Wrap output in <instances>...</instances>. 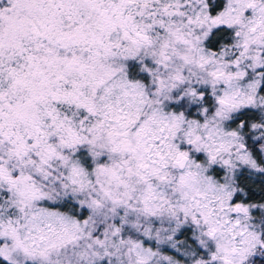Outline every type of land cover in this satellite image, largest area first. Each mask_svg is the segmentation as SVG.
Returning a JSON list of instances; mask_svg holds the SVG:
<instances>
[{"label":"clouds","instance_id":"1","mask_svg":"<svg viewBox=\"0 0 264 264\" xmlns=\"http://www.w3.org/2000/svg\"><path fill=\"white\" fill-rule=\"evenodd\" d=\"M0 264H264V0H0Z\"/></svg>","mask_w":264,"mask_h":264},{"label":"trees","instance_id":"2","mask_svg":"<svg viewBox=\"0 0 264 264\" xmlns=\"http://www.w3.org/2000/svg\"><path fill=\"white\" fill-rule=\"evenodd\" d=\"M217 45H218V42H214L212 46H213V47H216ZM250 191H251V190H250ZM252 195L255 196L256 193L253 192Z\"/></svg>","mask_w":264,"mask_h":264}]
</instances>
